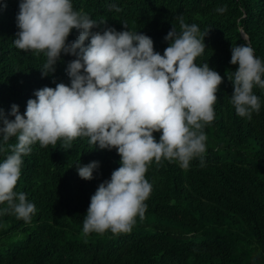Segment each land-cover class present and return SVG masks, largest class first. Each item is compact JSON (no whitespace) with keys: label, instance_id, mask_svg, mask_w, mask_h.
I'll use <instances>...</instances> for the list:
<instances>
[{"label":"trees","instance_id":"16d2710c","mask_svg":"<svg viewBox=\"0 0 264 264\" xmlns=\"http://www.w3.org/2000/svg\"><path fill=\"white\" fill-rule=\"evenodd\" d=\"M20 0H0V109L9 120L11 106L26 111L35 92L56 84L70 86L68 64L61 53L54 72L42 75L39 55L15 47ZM73 10L97 23L91 31H131L150 37L163 55L165 40L179 19L196 24L206 45L195 63L208 64L223 82L217 91L215 119L205 125L203 165L193 158L187 168L177 161L154 160L145 178L152 185L144 218L136 217L131 232L84 234L91 197L121 166L116 149H100L88 137L69 148L64 141L21 157V175L14 189L35 205L30 222L9 210L0 214V264H264V89L253 87L260 109L251 119L237 115L232 104V48L247 45L264 62V0H71ZM115 6V7H113ZM226 7L223 13L216 11ZM120 10L117 11L116 9ZM126 26V27H125ZM73 29L67 38H78ZM90 43L85 41V46ZM79 51V50H77ZM264 79V77H262ZM2 126V125H0ZM157 142L161 133L153 134ZM0 136V163L12 154ZM97 161L93 179L79 177L78 166ZM0 204V212L7 209ZM3 226L6 230L1 231ZM14 235L22 239L12 242Z\"/></svg>","mask_w":264,"mask_h":264},{"label":"clouds","instance_id":"9594fccd","mask_svg":"<svg viewBox=\"0 0 264 264\" xmlns=\"http://www.w3.org/2000/svg\"><path fill=\"white\" fill-rule=\"evenodd\" d=\"M216 11L223 13L226 7ZM178 19L181 32L169 31L165 40L170 45L161 55L147 35L111 28L91 31L97 23L74 11L71 0H20L15 47L44 53L43 76L54 72L62 52L76 59L66 69L70 86L58 83L37 90L24 114L13 104L14 120L0 109V136L5 143L12 137L18 141L0 163V204L8 205L0 214L11 210L18 219L30 222L35 205L14 189L21 175V157L30 154L37 142L47 147L63 140L69 148L74 139L88 137L91 144L116 149L120 156L121 166L91 197L83 222L86 235L109 230L129 233L136 217L144 218L145 201L152 191L145 176L153 160L157 164L162 159L177 161L187 168L200 157L203 165L207 139L203 128L215 119L216 93L223 78L207 63H195L206 47V34L201 36L196 24ZM73 29L79 35L69 44ZM231 52V64L238 65L231 102L237 115L251 119L252 112L260 109L253 87L264 89V62L247 45ZM157 132L161 133L158 142L153 135ZM98 167L97 161L78 166V175L91 180Z\"/></svg>","mask_w":264,"mask_h":264},{"label":"rangeland","instance_id":"374dc122","mask_svg":"<svg viewBox=\"0 0 264 264\" xmlns=\"http://www.w3.org/2000/svg\"><path fill=\"white\" fill-rule=\"evenodd\" d=\"M7 228H8L7 226H3L1 228V231L6 230ZM21 239H22V236L21 235H14L13 238H12V242L18 241V240H21Z\"/></svg>","mask_w":264,"mask_h":264}]
</instances>
